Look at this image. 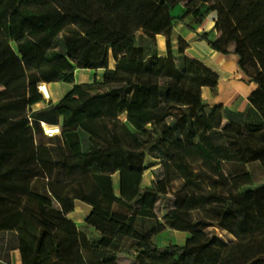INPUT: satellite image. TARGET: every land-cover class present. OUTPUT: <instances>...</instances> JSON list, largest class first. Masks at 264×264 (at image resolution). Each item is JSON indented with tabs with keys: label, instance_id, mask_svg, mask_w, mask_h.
<instances>
[{
	"label": "trees",
	"instance_id": "obj_1",
	"mask_svg": "<svg viewBox=\"0 0 264 264\" xmlns=\"http://www.w3.org/2000/svg\"><path fill=\"white\" fill-rule=\"evenodd\" d=\"M210 13L216 35L198 37L235 54L257 85L245 111L207 106L201 89L214 94L218 75L185 54L179 35L172 53L175 23L193 31ZM74 68L101 72L31 109L43 100L40 82L73 83ZM174 82L182 84L172 96ZM0 86V233L20 264H119L128 255L147 264H264V179L250 169L264 178V0H0ZM41 123L60 133L31 159L21 152ZM178 154L194 177L181 181L160 218L155 207L178 179L170 163ZM147 157L159 170L141 189ZM38 161L53 164L52 179ZM89 196L87 235L67 214ZM193 212L198 218L187 219ZM166 227L186 232L184 243L157 245Z\"/></svg>",
	"mask_w": 264,
	"mask_h": 264
},
{
	"label": "crops",
	"instance_id": "obj_2",
	"mask_svg": "<svg viewBox=\"0 0 264 264\" xmlns=\"http://www.w3.org/2000/svg\"><path fill=\"white\" fill-rule=\"evenodd\" d=\"M46 6H50L54 8V10H57V8L51 3H48ZM182 10L183 8L181 5H176L172 9L171 14L173 16H179L182 13ZM214 18L215 13H210L200 25L195 27L193 31L187 30L183 23H175V25L173 26V36L177 38V36L179 35L187 42V47L185 49L186 55L197 59L218 75L216 92L214 94L211 93L208 87H203L201 89V95L204 103L207 106L222 105L232 110L245 111L249 106L248 98L250 94L256 90L257 85L254 82L250 81L249 78L241 71L238 65V57L235 54H223L219 51L211 49L204 39H200L198 37L207 32L210 34V37H213L215 35V31H211L214 23ZM185 21L188 22L189 20L186 19ZM156 40L159 54L164 55L165 37L162 34H158L156 36ZM109 67H114V60L111 57L109 58ZM99 71L100 70L95 71L92 69L74 68L73 83L60 81L45 83L49 92V99H43L35 103L31 106V109L39 110L49 104L57 103L61 99V97L72 88L73 84L90 83L93 80L94 74L98 73ZM81 74L86 75V77H82ZM26 79V76L14 79L10 81L8 85H15L18 82ZM3 89H5V87L0 86V90ZM43 124L47 125L45 123ZM49 138L50 137L44 135L42 129L37 128L34 133L33 143L23 149L21 154L34 159L36 157V147L39 145H47L50 142ZM38 162L40 166L45 170L47 179H52L54 174L53 164L46 161ZM143 176L141 182H143ZM112 183L114 192L116 196H118V173H114L112 175ZM94 201V196H89L84 200L75 201L74 209L67 214V218L77 226L79 224H84V220L91 210ZM79 215H81V217H79ZM225 236V238H228V242L235 240V238L229 233H226ZM10 258L12 259L13 264H20V255L17 249L10 251Z\"/></svg>",
	"mask_w": 264,
	"mask_h": 264
},
{
	"label": "rangeland",
	"instance_id": "obj_3",
	"mask_svg": "<svg viewBox=\"0 0 264 264\" xmlns=\"http://www.w3.org/2000/svg\"><path fill=\"white\" fill-rule=\"evenodd\" d=\"M204 6H206V5H204ZM204 6L202 7V10H204ZM47 10L51 11L52 7L48 6ZM215 20H216V14H215V18L213 19V22H214L213 27L215 24ZM190 26L194 27L195 23L190 22ZM213 27H212L211 31H215ZM215 35H216V31H215ZM177 47H178V45L176 42V38L172 34V36H171V50H172L173 54L176 53ZM57 49L61 54L64 53L63 49L61 47H58ZM100 72L101 71H99L97 73L98 78L100 76ZM81 75H82V77H86V75H83V74H81ZM181 84H182V82H174L172 84V88H171V95L172 96L178 91ZM157 163H158V161L154 158L147 157L145 159L144 164H145L146 169H145L144 176H143V178H144L143 182H141V189H145L146 187L151 185L152 180L155 177L154 176L155 172H158V170H159ZM170 163L173 166L174 170L177 172L178 179L176 181H174L172 183V185L170 186L169 195L167 196V199H161L155 207V214L160 218H161L162 214L164 213V211L171 207V203L169 201V198H170L172 192L180 185L182 180L189 178V177H191V178L194 177V173H195V170L190 166V164L186 160L182 159L179 154L176 157H174L170 161ZM250 169H252L253 174H254V179L256 181H258L259 179H262V180L264 179L263 177H259L260 169L257 166H255V165L250 166ZM79 217H81V215H79ZM197 218H198L197 212H193L187 217V219L192 220V221L196 220ZM241 222H240V227L242 226V229H243L245 227H243L244 224L242 225ZM78 226L81 228L82 231L86 232V234L88 235L87 232H89L90 229L87 228L85 226V224H79ZM204 230L207 233L216 236L217 238H223V240L225 242L229 241L228 238H225L226 232L221 230V229L214 228L212 226H208V227H205ZM187 236H188V234L186 232L178 231V230L166 227L162 232L158 233L157 235H155L153 237V241L159 246L175 245V244L180 245L184 242V240L186 239ZM9 240H10L9 234L0 233V258L3 261H7L9 264H13L12 259L10 258V251L8 249L9 245L11 244V241H9ZM119 264H147V262H142L141 260L140 261L136 260L134 256L128 255L126 257H123L120 260Z\"/></svg>",
	"mask_w": 264,
	"mask_h": 264
},
{
	"label": "built area",
	"instance_id": "obj_4",
	"mask_svg": "<svg viewBox=\"0 0 264 264\" xmlns=\"http://www.w3.org/2000/svg\"><path fill=\"white\" fill-rule=\"evenodd\" d=\"M37 89L40 92V94L42 95L44 100L49 99V92H48L47 86L44 82H40L37 85ZM41 125H42L43 133L47 137H52V136L58 135L60 133V128L58 125H44L43 123H41Z\"/></svg>",
	"mask_w": 264,
	"mask_h": 264
}]
</instances>
